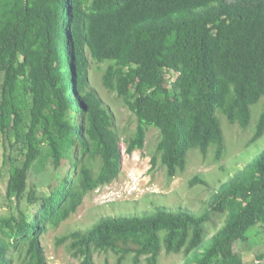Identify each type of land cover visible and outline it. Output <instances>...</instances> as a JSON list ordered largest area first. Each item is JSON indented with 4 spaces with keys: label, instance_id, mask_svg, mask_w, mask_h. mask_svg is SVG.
Returning a JSON list of instances; mask_svg holds the SVG:
<instances>
[{
    "label": "trees",
    "instance_id": "trees-1",
    "mask_svg": "<svg viewBox=\"0 0 264 264\" xmlns=\"http://www.w3.org/2000/svg\"><path fill=\"white\" fill-rule=\"evenodd\" d=\"M93 64H106L103 84L138 118L124 143L91 86ZM261 104L252 141L264 136V0H0L7 195L19 207L26 196L38 207L1 218L0 264H50L43 233L116 179L124 152L143 149L149 128L160 132L157 154L173 179L191 150L223 152L219 113L246 129ZM46 160L69 169L40 195L30 173ZM203 204L105 216L58 244L68 243L80 264H95L96 253L115 264H158L163 251L186 264H248L235 245L264 225V151Z\"/></svg>",
    "mask_w": 264,
    "mask_h": 264
},
{
    "label": "rangeland",
    "instance_id": "rangeland-1",
    "mask_svg": "<svg viewBox=\"0 0 264 264\" xmlns=\"http://www.w3.org/2000/svg\"><path fill=\"white\" fill-rule=\"evenodd\" d=\"M97 67V64L91 66V86L98 91L105 104L109 105L115 117L121 143H124V139L136 130L138 118L115 92L110 91L103 84L102 76L106 64L101 65V70ZM166 75L172 81L177 77L174 71L167 72ZM258 107L246 129L231 124L223 114L219 113L225 136L223 152L218 157L213 146L207 155L191 150L186 170L173 179L168 176L167 169L161 163L160 155L157 154L160 132L155 127L149 128L143 149L136 150L130 155L124 152L123 167L116 179L86 195L77 211L58 228H50L43 233L41 241L48 262L80 264V260L69 250L68 243L59 245L58 238L76 230H86L102 217L142 214L157 206L200 210L204 206L203 203L211 197L213 190L230 181L236 173L245 169L264 151V136L252 141L262 104ZM123 147L125 150V145ZM12 155L16 157L18 151L15 150ZM155 156H157L156 164L153 163ZM39 164V162L35 163L31 170L30 188H35L40 195L48 194L52 179L64 177L69 166L66 163L63 169L56 170L50 160ZM10 165V160L5 157V147L0 145V220L11 214H18L19 208L26 209L29 206V210L33 212L38 209L37 205L30 204L28 196L21 202L20 207L16 200L13 201L8 197ZM40 166H43V169ZM196 177L203 178L205 183H192L191 181ZM215 219L218 221V217ZM235 249L242 254L248 264H264V258H259L260 255H264V225L259 224L249 240L238 241ZM94 260L95 264H115V257L106 253H96ZM140 264L147 263L142 260ZM158 264H186V260L183 255L167 254L163 251Z\"/></svg>",
    "mask_w": 264,
    "mask_h": 264
}]
</instances>
